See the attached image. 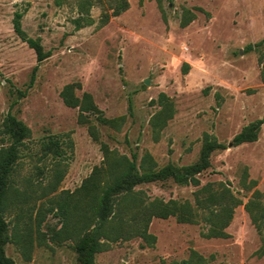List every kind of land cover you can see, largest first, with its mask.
Returning a JSON list of instances; mask_svg holds the SVG:
<instances>
[{
    "label": "rangeland",
    "instance_id": "1",
    "mask_svg": "<svg viewBox=\"0 0 264 264\" xmlns=\"http://www.w3.org/2000/svg\"><path fill=\"white\" fill-rule=\"evenodd\" d=\"M79 1L0 0V122L10 112L31 132L12 173L13 185L26 196L14 197L5 216L10 232L15 225L21 234L32 227L31 258L25 260L11 241L5 254L15 264H79L74 240L57 233L62 221L51 202L61 191L75 190L103 159L100 144L78 123V109L60 97L64 85L78 83L75 94L90 93L104 116L124 117L119 130L91 119L100 139L128 157L136 152L139 160L148 151L159 167H182L197 162L205 133L226 144L213 151L198 185L172 179L140 184L135 189L144 199L195 206L206 186L226 187L241 200L224 228L226 238L206 237L203 220L153 217V244L140 237L110 242L94 264L179 262L192 250L204 264H264L256 254L260 233L244 207L255 190L264 201V122L256 141L232 143L244 125L264 116V0H128L129 8L106 23L102 14L111 10L105 0H90L85 12ZM186 8L196 16L181 26ZM24 9L23 30L48 52L40 62L13 30L15 11ZM161 92L173 101L174 114L156 130L150 119ZM56 166L63 176L51 191Z\"/></svg>",
    "mask_w": 264,
    "mask_h": 264
},
{
    "label": "trees",
    "instance_id": "2",
    "mask_svg": "<svg viewBox=\"0 0 264 264\" xmlns=\"http://www.w3.org/2000/svg\"><path fill=\"white\" fill-rule=\"evenodd\" d=\"M61 5L65 0H53ZM111 10L103 12L101 22L106 23L110 17L120 15L129 8L128 0H105ZM90 0H80L79 9L85 12L90 7ZM26 9L15 11L12 24L15 34L35 52L38 62L42 61L48 52H44L39 38L28 36L21 26V18ZM196 14L191 9H184L180 20L181 26H186ZM91 20H88L90 23ZM185 67H189L187 63ZM37 69L33 67L32 77ZM78 83H68L60 91L63 103L78 109L77 121L87 126V131L93 140L100 144L103 159L100 165L93 167L90 174L72 192L61 191L57 198H52L57 214L62 221L61 230L64 236L75 242V249L79 264H94L97 253L109 247L110 242L128 240L133 237L142 238L147 244H153L156 237L148 231L153 217L168 218L174 216L178 222H207L206 237L229 236L224 228L229 224L233 208L241 204L230 190L224 187L221 190H211L202 187L203 195L195 198V206L189 202H179L174 199L163 200L155 197L146 200L136 186L155 181L172 179L179 184L198 185V174L210 166V157L213 151L225 149L224 143L218 142L212 135L205 133L197 162L191 165L176 167L171 163L159 167L148 151H144L138 160L136 152L128 157L110 148L108 143L100 139L98 129L92 123L93 117L99 124L120 129L123 116L108 118L94 102L92 95L83 92L81 96L75 94ZM159 109L152 115L150 123L156 130H161L174 114L173 101L163 92L158 96ZM131 103H129V109ZM264 116L244 125L232 138V143L238 145L244 142H253L258 138ZM30 128L14 114L8 112L0 122L2 144L0 146V264H15L14 260L5 254V244L13 242L20 250L25 260H30L33 248V234L31 226L24 234L18 232L17 226L10 232L5 218L14 203V197L26 196L24 192L13 185L12 173L19 157V148L24 140L30 136ZM9 142L3 144L4 141ZM55 144V141H49ZM63 170L56 166L48 183L51 191L56 189L62 179ZM251 186L255 181L250 182ZM200 193V192H199ZM263 194L255 190L244 204L251 221L261 236V245L256 251L264 256V201ZM54 208L51 207L50 210ZM44 213L38 210L36 216L37 234L40 235L39 225ZM38 243L42 241L37 236ZM161 264H204L203 259L192 250L188 259L179 262Z\"/></svg>",
    "mask_w": 264,
    "mask_h": 264
},
{
    "label": "water",
    "instance_id": "3",
    "mask_svg": "<svg viewBox=\"0 0 264 264\" xmlns=\"http://www.w3.org/2000/svg\"><path fill=\"white\" fill-rule=\"evenodd\" d=\"M145 83H147V81L145 80Z\"/></svg>",
    "mask_w": 264,
    "mask_h": 264
}]
</instances>
